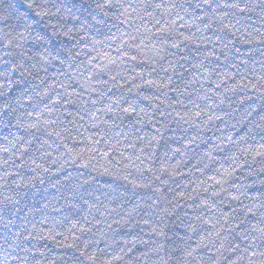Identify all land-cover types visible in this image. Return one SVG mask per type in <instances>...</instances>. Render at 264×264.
I'll list each match as a JSON object with an SVG mask.
<instances>
[{
	"label": "snow or ice",
	"instance_id": "6c2138e0",
	"mask_svg": "<svg viewBox=\"0 0 264 264\" xmlns=\"http://www.w3.org/2000/svg\"><path fill=\"white\" fill-rule=\"evenodd\" d=\"M65 210L75 264H264V0H0V264Z\"/></svg>",
	"mask_w": 264,
	"mask_h": 264
},
{
	"label": "trees",
	"instance_id": "16d2710c",
	"mask_svg": "<svg viewBox=\"0 0 264 264\" xmlns=\"http://www.w3.org/2000/svg\"><path fill=\"white\" fill-rule=\"evenodd\" d=\"M100 147H103V144L100 145ZM94 163L97 162L94 161ZM104 165H107V167L113 172L116 171V167L114 166L113 163H109L106 159H99V162L97 163V168L102 171ZM68 170L73 172V174H76L78 171H81L80 169H76L71 166H69ZM92 175L95 177V179L93 180L94 187L101 188L102 192L109 190L110 185L113 183L111 176L98 175L96 172H93ZM102 192L98 194H100L101 198L103 199ZM42 202L43 201H41V203ZM27 203L28 205H31L34 203V201L29 198ZM27 211L28 209L25 207L23 208V211L17 213V215L13 217V220L15 221V225L10 226L11 231L13 232L17 231V226L26 223V221L21 220L20 217H23L25 214H27ZM50 215L51 217H55L56 220L59 221V223L56 224L55 227H56V231L61 233V235L56 236V241H59L60 243L57 244L56 241H47V242L40 241L38 243L37 242H31V243H37V247H39L41 251H44L46 253L47 259L42 258V260H44V264H49V261L51 262V264H75L74 256L76 255V253L74 249L70 247H65L64 245L73 244L74 237L80 236V240L76 241V243H80L81 247L83 246V241L85 237L82 236L79 232H77L73 228V223L76 222L77 217L71 213V210H65L64 213L51 212ZM65 215L68 216L67 220L64 219ZM31 218L32 217L29 216V219ZM51 226H52V221L50 220L44 226L45 234H47L48 228ZM29 227H31V225H29ZM101 227H103V225H101ZM172 231H175V229H172ZM4 233L10 234L9 229L4 228V226L0 224V244L4 243L3 240ZM169 234L171 235V231L169 232ZM138 237H143V239L149 240V236L147 235V233L141 232L139 227L134 228L131 234L127 232V228L121 229L119 234L115 235V240L121 241L124 238L132 239ZM104 246L105 244L101 242L100 247H104ZM142 250H144V246L138 244L137 249L133 250V253H131V255H139V252ZM109 251H111V249H109ZM125 260H127V257H125ZM114 264H124V262H114Z\"/></svg>",
	"mask_w": 264,
	"mask_h": 264
}]
</instances>
